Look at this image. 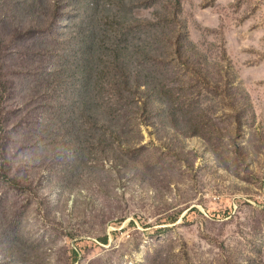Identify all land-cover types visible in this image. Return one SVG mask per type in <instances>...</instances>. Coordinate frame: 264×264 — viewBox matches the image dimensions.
Returning <instances> with one entry per match:
<instances>
[{
    "label": "rangeland",
    "instance_id": "obj_1",
    "mask_svg": "<svg viewBox=\"0 0 264 264\" xmlns=\"http://www.w3.org/2000/svg\"><path fill=\"white\" fill-rule=\"evenodd\" d=\"M177 2L0 0V264H264V0Z\"/></svg>",
    "mask_w": 264,
    "mask_h": 264
},
{
    "label": "trees",
    "instance_id": "obj_2",
    "mask_svg": "<svg viewBox=\"0 0 264 264\" xmlns=\"http://www.w3.org/2000/svg\"><path fill=\"white\" fill-rule=\"evenodd\" d=\"M177 1L179 5L180 0ZM108 21L116 22L115 20ZM100 46V52L103 55L101 60L98 61L96 56L95 58L92 56L94 61L93 65L83 64L76 66V71L79 74L77 81L87 79L82 81V88L85 89L86 95L97 97V87L104 88L105 85H108L114 87L112 96L122 97L126 102L133 103L135 106L140 105L141 100H143L145 101V106L148 107L153 102L151 95L142 89L143 84L134 82L133 78L128 74L125 65L122 63L123 49L119 45H115L114 48L112 42H106L102 39L100 40L98 47ZM98 64L99 68L96 67ZM117 79L120 80L118 88H116ZM112 112H114L115 117H118L120 116L121 110L115 109ZM141 125L147 126V124H140V135L142 133ZM106 242L107 239H104L103 243Z\"/></svg>",
    "mask_w": 264,
    "mask_h": 264
}]
</instances>
